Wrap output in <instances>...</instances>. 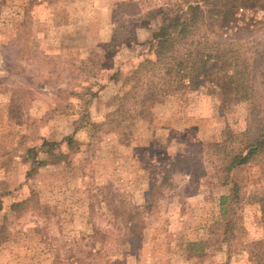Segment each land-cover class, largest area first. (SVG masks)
<instances>
[{
  "label": "rangeland",
  "instance_id": "rangeland-1",
  "mask_svg": "<svg viewBox=\"0 0 264 264\" xmlns=\"http://www.w3.org/2000/svg\"><path fill=\"white\" fill-rule=\"evenodd\" d=\"M185 1L0 0V264H253L264 160L237 170L243 201L229 248L221 152L264 126V0L206 9L202 35L211 50L228 44L247 57L248 87L237 92L221 74L222 87L145 101L138 94L157 96L166 76L149 69L137 82L133 70L155 60L149 39ZM73 135L62 162L27 177L31 146ZM195 241L204 250L189 253Z\"/></svg>",
  "mask_w": 264,
  "mask_h": 264
},
{
  "label": "trees",
  "instance_id": "trees-1",
  "mask_svg": "<svg viewBox=\"0 0 264 264\" xmlns=\"http://www.w3.org/2000/svg\"><path fill=\"white\" fill-rule=\"evenodd\" d=\"M183 3L186 5L177 3L172 13L162 16L160 29L154 31L148 41L149 52L155 57V60L146 58L133 70L132 74L133 80L140 82L147 70L162 69L166 76L165 86L163 85L162 92L157 93V96L154 94L144 96V92H140L139 97L143 96L145 101L153 97L161 99L168 96L170 92L176 94L186 90H196L203 82H211L222 87L224 84L221 82V74L226 78V83L236 88L237 92L248 87L250 70L247 57L243 56L237 47H232L227 43V46L218 45L215 50H211L208 39L202 35L206 9L210 7L211 1L194 0L191 2V0H186ZM234 13L236 12L228 11L225 13V17L230 18ZM166 88L170 91H167ZM131 92L132 90L128 91L122 98L117 96V99L119 101L121 99L123 102ZM121 109L122 105L119 104L116 113H120ZM128 115L137 118L131 113ZM123 121L125 129L128 130L130 121L127 118ZM90 124H92L94 132L104 125L93 122ZM76 130L79 129L76 128ZM65 141L66 146L72 148L76 144L75 135L68 136L60 142L44 140L39 146H31L27 151V159H30L28 153H32L34 162L27 177H34L38 168L62 162L66 156L62 151ZM225 144L227 145L225 148L228 150L221 152L224 166L222 168L223 177L220 180L229 189V193L221 197V210L223 215L230 218L223 230L224 242L230 248L229 236L235 229L234 216L243 201L242 188L236 179V173L240 167L248 165L254 160H264V126L260 127L254 135L242 132L231 136L225 140ZM40 154L43 155L42 158H39ZM1 201L0 197V209L2 208ZM20 205L17 203L15 206ZM187 244L189 253L204 250L202 241ZM251 249L253 264H264V240L254 242Z\"/></svg>",
  "mask_w": 264,
  "mask_h": 264
}]
</instances>
